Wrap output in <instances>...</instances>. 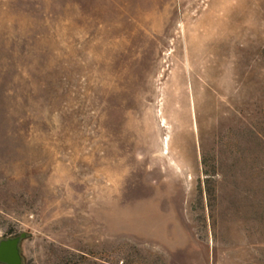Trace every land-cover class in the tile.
Returning a JSON list of instances; mask_svg holds the SVG:
<instances>
[{"label": "rangeland", "instance_id": "rangeland-1", "mask_svg": "<svg viewBox=\"0 0 264 264\" xmlns=\"http://www.w3.org/2000/svg\"><path fill=\"white\" fill-rule=\"evenodd\" d=\"M23 264H264V0H0V240Z\"/></svg>", "mask_w": 264, "mask_h": 264}, {"label": "water", "instance_id": "water-1", "mask_svg": "<svg viewBox=\"0 0 264 264\" xmlns=\"http://www.w3.org/2000/svg\"><path fill=\"white\" fill-rule=\"evenodd\" d=\"M25 237L26 233H22L20 236L0 240V262L5 264H23L20 243Z\"/></svg>", "mask_w": 264, "mask_h": 264}, {"label": "trees", "instance_id": "trees-1", "mask_svg": "<svg viewBox=\"0 0 264 264\" xmlns=\"http://www.w3.org/2000/svg\"><path fill=\"white\" fill-rule=\"evenodd\" d=\"M0 264H5V263L0 262Z\"/></svg>", "mask_w": 264, "mask_h": 264}]
</instances>
